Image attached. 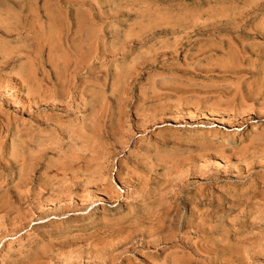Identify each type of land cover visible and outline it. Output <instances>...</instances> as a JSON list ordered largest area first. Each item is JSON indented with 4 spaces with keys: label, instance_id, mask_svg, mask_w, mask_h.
Segmentation results:
<instances>
[{
    "label": "rangeland",
    "instance_id": "obj_1",
    "mask_svg": "<svg viewBox=\"0 0 264 264\" xmlns=\"http://www.w3.org/2000/svg\"><path fill=\"white\" fill-rule=\"evenodd\" d=\"M0 264H264V0H0Z\"/></svg>",
    "mask_w": 264,
    "mask_h": 264
},
{
    "label": "bare ground",
    "instance_id": "obj_2",
    "mask_svg": "<svg viewBox=\"0 0 264 264\" xmlns=\"http://www.w3.org/2000/svg\"><path fill=\"white\" fill-rule=\"evenodd\" d=\"M66 59H68V58H66ZM66 59H65V60H66ZM65 62H66V61H65ZM81 111H82V110H81ZM232 141H233V140H232ZM76 158H77V157H76ZM178 201H179V200H178ZM7 203H8V202H7ZM175 208H176V207H175ZM170 216H171V215H170ZM171 217H172V216H171ZM169 218H170V217H169ZM147 219H148V218H147ZM147 219H146V220H147ZM170 220H171V219H170ZM169 222H170V221H169ZM143 230H144V229H143ZM157 231H158V229H157ZM165 231H166V230H165ZM136 233H137V232H136ZM143 234H144V233H143ZM128 235H129V234H128ZM128 235H127V236H128ZM150 236H151V235H150ZM142 237H143V236H142ZM135 239H136V238H135ZM116 240H117V239H116ZM129 240H130V239H129ZM146 240H147V239H146ZM131 241H132V240H131ZM156 246H157V245H156ZM113 247H114V245H113Z\"/></svg>",
    "mask_w": 264,
    "mask_h": 264
}]
</instances>
